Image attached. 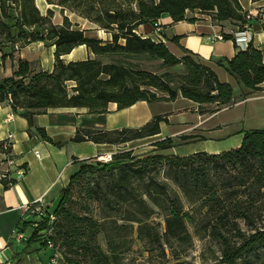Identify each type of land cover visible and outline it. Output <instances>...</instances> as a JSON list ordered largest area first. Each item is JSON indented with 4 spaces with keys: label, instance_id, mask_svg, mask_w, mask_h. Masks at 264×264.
Returning <instances> with one entry per match:
<instances>
[{
    "label": "trees",
    "instance_id": "obj_1",
    "mask_svg": "<svg viewBox=\"0 0 264 264\" xmlns=\"http://www.w3.org/2000/svg\"><path fill=\"white\" fill-rule=\"evenodd\" d=\"M258 1V0H253ZM93 22L109 32L103 41L88 37L74 28L67 16L62 24L51 21L52 10L41 14L34 0H0V47L5 43L22 45L44 41L54 46L51 71L34 70L21 58L18 49L6 53L13 60V72L0 81V102H7L28 123L27 131L54 144L45 129L36 125L34 116L49 107H84L102 113L109 102L118 109L139 100L171 101L178 94L199 105L217 108L235 100L233 86L221 81L209 63L198 54L182 49L177 56L160 38L154 41L137 34L145 22L161 26L163 13L172 21L194 20L189 11L210 13L217 23L231 22L237 31L264 15L244 10L238 0H46ZM250 14L251 19L246 16ZM222 39H234L222 32ZM173 35L170 40L178 41ZM84 45L91 53L82 60L65 62L62 55ZM230 58L217 60L243 85L248 93L264 83V59L260 49L248 41ZM5 56V54L3 55ZM160 60L165 68L180 66L181 72L158 73L139 67L132 59ZM69 82L73 83L69 85ZM156 115L140 127L111 130L77 129L72 141L123 143L156 134ZM238 147L218 153L197 151L187 155L157 151L175 146L172 137L152 143L154 152L137 156L132 150L118 151L107 162L84 160L62 188L52 209L54 219L45 217L35 227L47 229L43 244L51 241L59 251L60 264H116L128 249L130 236L157 238L151 216L158 210L164 218V243H186L187 211L182 197L198 209L201 227L219 247L218 264H250L251 256L264 251V128L245 129ZM192 135H182L181 140ZM202 138V137H201ZM14 182L1 181L2 188ZM96 205V212L93 208ZM196 222V221H195ZM240 227H252L242 230ZM147 230V232H146ZM103 236L105 248L100 243Z\"/></svg>",
    "mask_w": 264,
    "mask_h": 264
},
{
    "label": "crops",
    "instance_id": "obj_2",
    "mask_svg": "<svg viewBox=\"0 0 264 264\" xmlns=\"http://www.w3.org/2000/svg\"><path fill=\"white\" fill-rule=\"evenodd\" d=\"M238 1L241 7L252 15L264 9V0ZM34 3L43 15L48 9L52 10L53 24H62L65 15L73 27L83 29L86 36L103 41L111 39L109 32L72 11L65 9L62 12L60 6L49 4L46 0H34ZM187 16L193 17L194 20L174 22L168 14L163 13L158 19L162 28L160 33L155 31L151 22L140 24L136 32L154 41L162 38L170 51L177 56L182 54V49H188L206 60L219 79L221 76L222 81L232 84L233 93L235 87L238 89L237 94L234 93L237 100L227 107L217 108L215 104L199 105L180 94L171 101L139 100L121 109L117 108L115 102H109L107 110L102 113H90L84 107H49L46 111L36 114L34 121L45 129L54 142L60 143L54 144L36 135H30L26 118L19 112H14L9 103L0 102V140L11 135V153L15 163L25 168L24 173L15 177L14 182L7 188H2L0 181V260L10 259L17 264H36L48 259L52 250L43 244L44 228H39L36 236L32 238L35 227L31 224V215L24 207L44 195L48 208L52 211L62 188L67 185L70 176L82 161L94 160L99 156L123 150H132L134 155L143 156L153 153L152 143L165 137H172L177 144L157 151L162 154L187 155L197 151L218 153L238 147L242 140V131L255 127L233 126V123L241 118L238 113H230L225 117L221 115L222 112L236 107L240 108L243 116L253 114L262 120L261 125H264V83L261 84L260 90L248 93V90L217 62L219 59L232 57L237 50L234 39L218 38L222 32L230 33L234 38L237 32L234 25L229 21L217 23L207 12L189 11ZM173 35L179 36L177 42L170 40ZM248 41L261 50L264 59V25L255 18L250 21L247 41L240 44L241 48H244ZM15 44L18 45L19 56L28 60L34 70H52L54 46L50 42L35 41L24 45L20 42H8L0 47V81L14 70L13 60L6 53L16 49ZM88 56H91V53L87 48L78 45L63 54L62 59L69 62ZM208 105L214 106L213 110H207ZM156 115H163L165 119L159 122V131L150 136L118 144L71 140L80 128L111 130L140 127ZM223 130L227 131L222 133ZM182 135L192 137L181 140L178 137ZM15 230L22 231L25 238L17 239Z\"/></svg>",
    "mask_w": 264,
    "mask_h": 264
},
{
    "label": "rangeland",
    "instance_id": "obj_3",
    "mask_svg": "<svg viewBox=\"0 0 264 264\" xmlns=\"http://www.w3.org/2000/svg\"><path fill=\"white\" fill-rule=\"evenodd\" d=\"M132 61L137 62L139 67L147 68L158 73H162L165 70L172 72L182 71V68L179 65L165 68L161 65L160 60L138 58L132 59ZM219 80L222 81L221 76ZM70 83L71 82H69V84ZM237 90V87H235V94H237ZM236 100L237 99L235 98L234 102ZM229 105H224L222 107H227ZM206 107L207 110L210 111L214 108V106L211 105ZM230 113H238L241 116L240 120H236L233 123V126L264 128L262 127L264 125H261L262 120H259L253 114H246L243 116L242 111L237 107L222 112L221 115H224L225 117ZM229 129L230 126H228L227 130ZM227 130H223L222 133ZM182 200L184 203V209L187 211L188 215L186 218V229L190 235V239L186 243L182 244L173 242L171 246L164 243V218L163 214L157 210L150 218L155 227L148 228V232L156 231L157 238L151 241L147 236L140 239L137 237V232L134 231L130 236L128 249L124 250L116 264H218L220 251L217 242L207 235L205 228L201 227L200 222L198 223L197 219L199 213L196 205L189 204L183 197ZM93 208L96 212V205L94 203ZM259 225L264 226V214L261 216ZM240 228L247 231L252 227ZM258 228L262 229L264 227ZM100 243L103 248H105V242L102 235H100ZM250 261V264H264V251L259 252L258 256H251Z\"/></svg>",
    "mask_w": 264,
    "mask_h": 264
},
{
    "label": "built area",
    "instance_id": "obj_4",
    "mask_svg": "<svg viewBox=\"0 0 264 264\" xmlns=\"http://www.w3.org/2000/svg\"><path fill=\"white\" fill-rule=\"evenodd\" d=\"M248 19H251L250 14L246 16ZM259 21L264 25V15L259 16ZM248 24L245 25L244 30L237 31L234 34L235 42L240 45L242 42L245 43L247 41L248 36ZM154 29L157 33H160L161 26H154ZM218 38H222V36H218ZM15 48H18V45L15 44ZM0 181H9L10 179L21 176L25 168L22 165H16L15 158L11 153V135H7L5 138L0 140ZM112 154H105L99 156L97 159L103 162H107L111 160ZM24 209L29 212L32 217L31 224L34 227H37L40 222L47 217L49 223L54 219V214L48 208V204L44 195L39 196L31 203L26 205ZM47 229H43V238H45ZM15 237L19 240L24 239V234L22 231L15 230ZM46 246L52 250L50 256L45 261H39L36 264H60L61 255L59 251L56 249L54 244L46 240ZM0 264H17L16 262L10 259L0 260Z\"/></svg>",
    "mask_w": 264,
    "mask_h": 264
}]
</instances>
